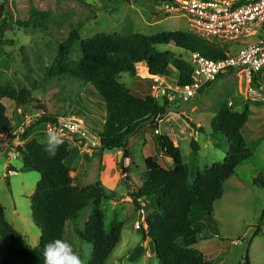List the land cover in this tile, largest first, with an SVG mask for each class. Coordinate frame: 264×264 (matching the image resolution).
Returning <instances> with one entry per match:
<instances>
[{
	"label": "rangeland",
	"instance_id": "rangeland-1",
	"mask_svg": "<svg viewBox=\"0 0 264 264\" xmlns=\"http://www.w3.org/2000/svg\"><path fill=\"white\" fill-rule=\"evenodd\" d=\"M3 2H7L9 12L0 19L4 26L0 38V81L10 82L18 88H33V100L37 102L23 112L24 119L37 112L43 114V111L74 115L81 117L95 134L103 126L106 114L105 101L100 94L91 84L75 76L50 77L48 73L70 32L79 29L81 38L87 39L98 32L154 35L176 30L190 31L184 14L164 11L159 0H0V4ZM33 11L43 14L44 17L40 18L42 23L32 22ZM24 22L28 26L23 25ZM240 46L241 43H231L230 52ZM159 49L187 59L186 52L173 42ZM81 55L80 43H77L71 56L79 59ZM170 70L176 79L178 72L174 68ZM260 74L264 80V70ZM136 80L128 73L120 76V81L137 93L141 91ZM260 91L253 81L249 85L246 79L242 82L237 73L228 74L197 97L170 105L171 111L162 118L159 126L160 132L172 139L190 166L193 182L197 170L222 162L229 148L226 135L214 132L211 125L220 107L227 103L236 111L248 108L250 112L251 125L248 122L250 128L246 125L243 133L253 156L239 165L236 173L225 182L223 198L214 204V222L204 211L196 210L192 218L194 223H202L203 232L178 240L181 246L202 250L205 257L215 264H246L247 256L249 264H264V188L254 182L256 177L264 175V124L260 119V116L264 117V92ZM159 101L167 103L166 99L160 98ZM3 102L9 107L7 113L15 116L17 108L14 102L9 98ZM13 121L16 123L17 120ZM38 131L32 130L31 137L46 140L47 125L40 126ZM62 138L70 142L73 156L76 155L73 146L78 143ZM74 139L82 140L80 144L90 149L77 162L73 159L71 175L75 176L81 168L86 174L80 179V185L100 183L107 193L115 194V198L105 199L102 207L108 231L116 222L124 224L120 242L106 264H158L154 243L148 236L144 239L143 232L137 228L140 213L133 196L143 185L145 158L158 152L153 149L157 145L150 127L146 125L130 139V161L124 156L119 160L114 151H105L109 156L104 157L100 145L90 135ZM193 140L198 151L192 148ZM23 148L21 146V152ZM158 153L160 163L172 168V158L163 152ZM20 156L11 159L16 174L6 178L3 174L7 173V155L0 153V200L6 208L7 220L24 235L28 244L35 246L39 244L42 232L32 218L31 196L40 174L24 170L23 157ZM149 202L147 217L157 210L155 199L151 198ZM92 209L93 205L89 204L77 220L69 221L64 237L81 256L83 264H89L93 245L83 240L78 230H84ZM7 255L8 248L0 235V262Z\"/></svg>",
	"mask_w": 264,
	"mask_h": 264
},
{
	"label": "trees",
	"instance_id": "trees-1",
	"mask_svg": "<svg viewBox=\"0 0 264 264\" xmlns=\"http://www.w3.org/2000/svg\"><path fill=\"white\" fill-rule=\"evenodd\" d=\"M8 12L7 2L1 3L0 19ZM31 16L32 22L42 23L40 18L44 17L43 14L33 11ZM23 25L28 26L26 22ZM3 31L4 26L0 24V38ZM170 42L181 49L200 51L214 60L223 59L230 52V43L211 42L189 30L154 35L98 32L91 38L82 39L80 30L74 29L61 44L58 57L48 68V73L50 77L75 76L91 84L103 98L106 105L105 120L97 132L102 153L124 151L130 159V139L148 125L154 135L157 151L172 158L173 167L169 168L160 163L158 152L146 157L143 185L133 194L135 200L146 198L148 204L149 199H155L156 212L148 215L147 228L139 230L143 232L144 239L148 236L154 243L158 264H215L200 249L181 246L178 240L195 237L203 232L202 223H194L192 218L196 210L204 211L214 222V204L223 198L225 182L236 173L240 164L253 156L243 133L250 120V112L248 108L236 111L227 103L220 107L211 125L214 132L224 134L228 139L226 156L222 162L197 170L191 182V168L184 161L179 148H175L167 134L156 132L158 119L166 116L172 105L154 98L151 95L152 80H140L136 74V65L142 62L147 64L153 75L172 77L170 69L174 68L178 72L175 78L179 84L191 83L192 67L188 61L176 57L171 51L159 49ZM77 43H80L82 55L74 59L71 54ZM125 73L137 78L141 92H134L120 81V76ZM252 81L256 85V77ZM257 88L261 89V86ZM7 98L23 112L37 102L33 100V88H18L10 82L0 81V141L5 132L15 129L3 102ZM57 117V114L43 111L42 116L27 126L20 136L26 141L22 151L23 169L40 174L31 196L32 218L42 232L40 242L35 246L26 242L24 235L7 220L6 208L0 200V235L8 248V255L0 264H44L45 245L53 239L64 240L67 223L77 220L89 204L93 205L92 212L84 230H78L80 237L93 245L89 264H106L120 242L123 222L112 224L108 231L106 214L102 208L104 200L115 198V194L107 193L100 183L80 185V179L86 174L81 168L75 176L71 175L74 158L70 142L63 140L55 156L50 157L45 150V140L29 138L33 128L44 123L55 125ZM191 144L198 151L196 141L193 140ZM9 171L17 172L11 166ZM254 182L264 188V175L256 177ZM204 238L207 239L206 236ZM246 264H249L248 256Z\"/></svg>",
	"mask_w": 264,
	"mask_h": 264
},
{
	"label": "built area",
	"instance_id": "built-area-1",
	"mask_svg": "<svg viewBox=\"0 0 264 264\" xmlns=\"http://www.w3.org/2000/svg\"><path fill=\"white\" fill-rule=\"evenodd\" d=\"M161 4L166 12H182L188 19L190 32L211 42H237L241 46L220 60L208 58L200 51L183 49L187 55L185 60L192 67V81L188 84H179L178 79L165 75H153L147 64L138 63L137 76L152 80L151 95L157 100L166 99L170 105L189 101L220 78L233 73H237L242 82L246 79L250 85L253 78L264 70V0H170ZM41 116L42 113L39 112L27 116L21 133ZM161 120L162 118L158 119L157 133H160ZM47 127L78 144L82 140L74 138L78 136L84 139L89 135L96 144H100L98 134L90 130L81 117L58 115L57 123H47ZM137 202L140 213L137 228H147L148 200L141 198Z\"/></svg>",
	"mask_w": 264,
	"mask_h": 264
},
{
	"label": "crops",
	"instance_id": "crops-1",
	"mask_svg": "<svg viewBox=\"0 0 264 264\" xmlns=\"http://www.w3.org/2000/svg\"><path fill=\"white\" fill-rule=\"evenodd\" d=\"M256 77V79H257V83H256V85L257 86H261V93L263 94V92H264V80L262 79L263 78V76H261V74H258L257 76H255ZM143 87L141 86V89H142ZM140 90V89H139ZM263 96V95H262ZM3 101H5V99H3ZM103 101V100H102ZM7 109H9V107L7 106ZM21 110L22 109H16L15 110V112H16V115L15 116H13L12 114H8L9 116H10V118L12 119V122H13V124L15 125V129L13 130V131H10V132H5L4 134H3V138H2V141L0 142V153L1 152H3V153H5L6 155H7V160H6V164H5V166H6V168H7V173H4L3 174V177H6V178H9L10 177V175H14V174H16V173H14V174H11V173H9V168H10V166L11 167H13V165H12V162H11V159H14L15 157H17V158H19L18 156L19 155H21L20 157H22L23 156V154H22V152H21V146H24L25 145V140H22L21 139V131H22V126H23V124H24V121H25V114L23 113V111L21 112ZM26 111H28V108L26 109ZM260 115V114H259ZM261 118V121L263 122L262 123V125L264 124V117H262V116H260ZM17 120L16 121V123H14V121L13 120H15V119ZM103 122H104V120H103ZM251 122V121H250ZM249 122V123H250ZM258 122H260V120L258 121ZM47 125V123H44V124H41L40 126H42V125ZM250 125H251V123H250ZM250 125H247L246 127L247 128H250ZM40 126H37V127H35V128H33L32 130H36L37 131V133L39 132L38 131V129H39V127ZM159 126H160V124H159ZM94 129V128H93ZM101 129V128H100ZM31 133H32V131H31ZM161 133V132H160ZM5 136V137H4ZM30 138H37V139H39V137H31V134H30V136H29ZM40 140V139H39ZM22 143H23V145H22ZM200 147V146H199ZM73 148H74V152L76 153V155H74L73 156V158L75 159V162H77L79 159H80V157H81V155L84 153V152H86V150H89L90 148H89V146H84V145H81V144H78V145H76V146H73ZM129 148H130V146H129ZM153 149L156 151L157 150V148H156V146H153ZM130 150V149H129ZM73 151V150H72ZM117 155H118V157H119V160L124 156V158H125V154H123V155H121L122 154V152L123 153H125L124 151H114ZM157 152V151H156ZM78 153V154H77ZM103 155H104V157L105 156H109V154L108 153H105V152H103ZM148 156H150V155H148ZM147 156V157H148ZM167 157V156H166ZM131 159V158H130ZM129 160V159H128ZM130 161V160H129ZM241 165V164H240ZM125 167V166H124ZM239 167V166H238ZM126 168V167H125ZM77 169H78V167H77ZM15 170V169H14ZM231 178V177H230ZM229 178V179H230ZM104 203V202H103ZM4 205V204H3ZM202 251V250H201ZM203 252V251H202ZM204 253V252H203ZM204 255H205V253H204ZM206 256V255H205Z\"/></svg>",
	"mask_w": 264,
	"mask_h": 264
},
{
	"label": "clouds",
	"instance_id": "clouds-1",
	"mask_svg": "<svg viewBox=\"0 0 264 264\" xmlns=\"http://www.w3.org/2000/svg\"><path fill=\"white\" fill-rule=\"evenodd\" d=\"M62 143L63 138L54 129H49L46 132L44 144L50 157L55 156ZM44 264H83V262L81 256L69 242L63 239H53L45 245Z\"/></svg>",
	"mask_w": 264,
	"mask_h": 264
},
{
	"label": "water",
	"instance_id": "water-1",
	"mask_svg": "<svg viewBox=\"0 0 264 264\" xmlns=\"http://www.w3.org/2000/svg\"><path fill=\"white\" fill-rule=\"evenodd\" d=\"M123 154H124V153L122 152V154H121V155H123ZM125 158H126V159H128L126 156H125Z\"/></svg>",
	"mask_w": 264,
	"mask_h": 264
}]
</instances>
